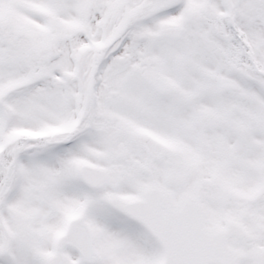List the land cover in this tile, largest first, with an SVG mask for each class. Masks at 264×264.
I'll use <instances>...</instances> for the list:
<instances>
[{"label": "snow or ice", "instance_id": "1", "mask_svg": "<svg viewBox=\"0 0 264 264\" xmlns=\"http://www.w3.org/2000/svg\"><path fill=\"white\" fill-rule=\"evenodd\" d=\"M0 264H264V0H0Z\"/></svg>", "mask_w": 264, "mask_h": 264}]
</instances>
